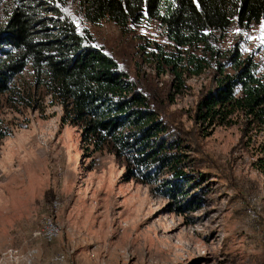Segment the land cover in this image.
<instances>
[{
  "label": "rangeland",
  "instance_id": "rangeland-1",
  "mask_svg": "<svg viewBox=\"0 0 264 264\" xmlns=\"http://www.w3.org/2000/svg\"><path fill=\"white\" fill-rule=\"evenodd\" d=\"M12 9L11 0H0V31ZM71 13L131 77L135 63L153 77L146 90L162 96L158 112L189 140L191 165L205 176L197 192H207L179 213L152 186L126 181L112 154L85 151L78 128L62 125L60 106L47 98L39 112L3 95L0 127L11 134L0 142V264H264V130L244 135L239 123L201 131L194 110L215 86L212 70L187 79L167 102L172 77H155L138 53L147 41L169 45L157 22L120 31L108 20L91 25ZM234 45L261 73L264 24L232 27L220 49ZM25 82L28 71L17 79L19 86ZM55 201L60 235L46 243L34 233Z\"/></svg>",
  "mask_w": 264,
  "mask_h": 264
},
{
  "label": "trees",
  "instance_id": "trees-1",
  "mask_svg": "<svg viewBox=\"0 0 264 264\" xmlns=\"http://www.w3.org/2000/svg\"><path fill=\"white\" fill-rule=\"evenodd\" d=\"M11 1L0 31V97L39 112L48 98L49 105L61 107L62 125L78 128L85 151L112 154L123 164L126 181L152 186L179 213L192 210L207 192H197L205 176L191 165L189 140L155 107L162 96L146 90L153 77L142 75L140 63L131 77L88 30L79 29L71 12L91 25L108 20L120 31L157 22L169 45L147 41L138 53L155 77H172L167 102L187 79L212 70L215 86L194 110L201 131L239 123L244 135L264 130V73L253 57L242 56L240 45L220 49L232 27L264 24V0ZM26 71L29 82L19 86ZM10 134L0 127V142Z\"/></svg>",
  "mask_w": 264,
  "mask_h": 264
},
{
  "label": "built area",
  "instance_id": "built-area-1",
  "mask_svg": "<svg viewBox=\"0 0 264 264\" xmlns=\"http://www.w3.org/2000/svg\"><path fill=\"white\" fill-rule=\"evenodd\" d=\"M261 73H264V61L261 68ZM52 209L49 213L43 217L39 226V230L34 233V237L44 240L46 243H51L55 241L60 235V227L56 223V213L59 210V204L57 201L52 203ZM61 257H56V262H61Z\"/></svg>",
  "mask_w": 264,
  "mask_h": 264
}]
</instances>
